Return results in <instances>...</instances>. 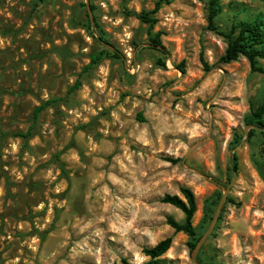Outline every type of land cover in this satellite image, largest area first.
I'll return each instance as SVG.
<instances>
[{
	"label": "rangeland",
	"instance_id": "rangeland-1",
	"mask_svg": "<svg viewBox=\"0 0 264 264\" xmlns=\"http://www.w3.org/2000/svg\"><path fill=\"white\" fill-rule=\"evenodd\" d=\"M157 1L0 0V264H150L166 238L162 264H193L161 203L181 188L200 236L228 189L198 264H264V136L245 123L264 74L220 60L233 24L264 30V0H171L151 30L167 55L137 18Z\"/></svg>",
	"mask_w": 264,
	"mask_h": 264
},
{
	"label": "trees",
	"instance_id": "trees-1",
	"mask_svg": "<svg viewBox=\"0 0 264 264\" xmlns=\"http://www.w3.org/2000/svg\"><path fill=\"white\" fill-rule=\"evenodd\" d=\"M42 2L44 0H37ZM171 2V0H158L152 10L150 11H142L137 15L139 21L143 24H146L149 29V43L150 47L159 52L162 55H167L165 48L162 46L160 41L159 34H153L151 32L152 27L156 23L155 15L160 10L163 5H167ZM91 9H93L91 7ZM218 13V9H211L208 15V23L212 24L214 18ZM95 26L96 22L93 19L88 20V29L90 27ZM228 40L227 46L224 50L223 56L220 60L223 63H230L237 61L240 57L245 58L250 66V70L252 72H257L264 74V68L258 65L259 60H264V30H263V21L255 20V21H240L237 24H233L230 30V33L226 35ZM98 41H101L102 38L97 37ZM105 53H100L98 55L91 56V63L98 62L102 55ZM114 57H118L116 54H113ZM200 61L205 69V71L209 70V67L204 62L202 56L200 57ZM161 66L164 67V63L159 60ZM78 86V82L75 84L74 89ZM54 102L52 100H48L45 103L41 104L37 108H35L32 116L33 123L38 119L39 113L43 111L45 108L51 106ZM139 121H143L142 116L138 115ZM246 125L252 126L254 129L249 131L248 136L252 137L256 131L264 136V103L260 105L255 111L251 113L249 117L245 120ZM33 125H31L25 132H17L14 135L16 137L21 138L25 142L31 138L33 132ZM234 150V146L230 148L231 151V168L235 170L236 168V156L232 153ZM264 158V142L262 144V154ZM182 198L176 195H168L165 194L161 203L168 204L176 209H178L184 216L182 222H176L172 218H167V225L174 230L175 233L182 232L188 236L187 247L189 252H192L195 248L196 243L201 237L197 229L192 225V219L196 212V202L194 195L187 188H181L180 190ZM216 200H212L211 204H214ZM209 204L204 212V216L202 221L206 222L211 220L209 214H211V209ZM171 239L166 238L151 248L143 249V254L151 260L150 264H162L160 257L164 255L167 250L170 248ZM197 261L200 260L197 258ZM121 264H129L125 259L121 260Z\"/></svg>",
	"mask_w": 264,
	"mask_h": 264
},
{
	"label": "water",
	"instance_id": "water-1",
	"mask_svg": "<svg viewBox=\"0 0 264 264\" xmlns=\"http://www.w3.org/2000/svg\"><path fill=\"white\" fill-rule=\"evenodd\" d=\"M227 192H228V189L225 190L224 195L221 197V200L219 202V205H218V207L216 209V212H215V214H214V216H213V218L211 220V223H210L209 227L204 232V234L199 238L198 242L195 245V248L190 253V258H191V261L193 262V264H198L197 260H196L197 253L200 250L202 244L207 240V238L210 236V234L214 230V227H215V224H216V221H217V217L219 215L221 206H222L223 202L225 201V196H226Z\"/></svg>",
	"mask_w": 264,
	"mask_h": 264
}]
</instances>
